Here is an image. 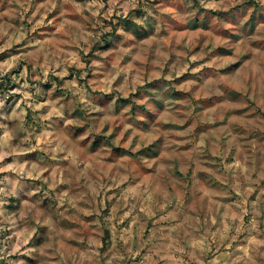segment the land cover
Masks as SVG:
<instances>
[{"label":"rangeland","instance_id":"1","mask_svg":"<svg viewBox=\"0 0 264 264\" xmlns=\"http://www.w3.org/2000/svg\"><path fill=\"white\" fill-rule=\"evenodd\" d=\"M0 264H264V0H0Z\"/></svg>","mask_w":264,"mask_h":264}]
</instances>
